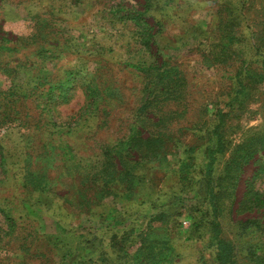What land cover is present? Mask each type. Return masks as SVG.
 <instances>
[{
	"label": "rangeland",
	"instance_id": "374dc122",
	"mask_svg": "<svg viewBox=\"0 0 264 264\" xmlns=\"http://www.w3.org/2000/svg\"><path fill=\"white\" fill-rule=\"evenodd\" d=\"M0 264H264V0H0Z\"/></svg>",
	"mask_w": 264,
	"mask_h": 264
}]
</instances>
